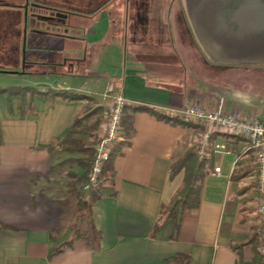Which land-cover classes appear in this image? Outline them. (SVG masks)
<instances>
[{"label":"crops","instance_id":"0c3cea01","mask_svg":"<svg viewBox=\"0 0 264 264\" xmlns=\"http://www.w3.org/2000/svg\"><path fill=\"white\" fill-rule=\"evenodd\" d=\"M102 3L96 17L91 0L69 3L72 24L87 29L74 47L89 59L85 69L30 75L37 83L27 86L85 94L102 109L92 121H101L109 104L101 95L114 83L130 103L117 143L121 152L106 180L87 191L89 170L80 161L86 156L67 152L64 140L90 100L36 95L32 111L20 114L18 98L0 96V264H166L178 255L189 264H255L254 245L244 244L259 227L257 168L248 142L236 135L213 132L200 206L182 214L179 230L171 222L155 227L187 176L183 170L172 177V167L198 145L192 141L199 131L167 117L197 105L264 124V82L245 78L261 65L211 61L179 5L176 14L162 9L146 18L137 10L125 21L122 2ZM180 53L194 69L184 67ZM213 70L225 76H208ZM84 128L76 138L88 139Z\"/></svg>","mask_w":264,"mask_h":264},{"label":"built area","instance_id":"2783aa9c","mask_svg":"<svg viewBox=\"0 0 264 264\" xmlns=\"http://www.w3.org/2000/svg\"><path fill=\"white\" fill-rule=\"evenodd\" d=\"M103 102H109L102 115L97 142L94 145V159L85 190L98 188L106 180V164L111 160L112 151L120 142L123 133V117L129 101L116 91V85H108L105 93L101 95ZM175 114H169L170 118ZM181 116L187 122H195L201 130L197 133V158L203 162L207 158L210 140L214 131L236 135L248 142V149L257 168V217L261 229V242L259 253L264 257V124L253 117L244 118L236 113H222L208 110L205 107L189 105ZM216 174L221 173V168L215 169Z\"/></svg>","mask_w":264,"mask_h":264},{"label":"trees","instance_id":"16d2710c","mask_svg":"<svg viewBox=\"0 0 264 264\" xmlns=\"http://www.w3.org/2000/svg\"><path fill=\"white\" fill-rule=\"evenodd\" d=\"M3 92H7L9 99L15 95L20 97V111L21 112H30L32 111V99L36 95H41L43 97L51 96L52 99H62L67 101H83L85 99H89L87 95L76 92L75 90H52L49 89L47 91H41L35 87L30 86H11L5 90L0 92V96ZM89 103L85 107L84 114L81 118L76 119L74 123L73 129L67 134L64 145H66L65 149L69 153H82L86 156L82 163H85L89 173L91 171L92 162L94 159V145L97 142V136L94 134L97 130L100 119H95L92 121L95 115L100 114L102 109L99 107L93 108L92 102L94 99L90 98ZM175 116L173 118L167 117L168 121H181L184 127L186 128H195L196 131H200L201 127L198 124H194L193 122H187L184 117ZM90 121V122H89ZM123 125H125V116L123 117ZM85 127L84 129L87 131L88 139H78L76 136L80 134V128ZM132 131L131 124L126 129V135H128ZM82 132V131H81ZM1 131H0V143H1ZM197 149L198 145L196 144L194 147L189 149L172 167V177L177 176L183 170L187 172V176L185 178L184 184L182 187L176 192L172 200L163 206L160 219L156 224V230H159L163 225L171 222L173 224L174 230L177 232L180 227V221L182 214L191 209H197L201 203V194H202V179L205 176L204 171V161L199 162L197 158ZM121 149L120 145H116V147L112 151L111 160L106 164L105 170H111L113 168V163L115 158L120 154ZM92 195L95 196V192H91ZM92 205H83L82 210H91ZM261 229L258 227L257 232L254 234L253 238L246 242L244 245L253 244L256 250L255 264H264V257L259 253V245L261 242ZM242 245V246H244ZM188 257L183 255H178L177 257L168 259L166 264H189Z\"/></svg>","mask_w":264,"mask_h":264},{"label":"rangeland","instance_id":"374dc122","mask_svg":"<svg viewBox=\"0 0 264 264\" xmlns=\"http://www.w3.org/2000/svg\"><path fill=\"white\" fill-rule=\"evenodd\" d=\"M145 2L144 4H141ZM31 3L35 2V0H31ZM70 2L72 0H40V3L43 6H49L51 8H60L65 12L71 11L72 7L70 6ZM162 9L164 11H162ZM137 10L141 11L143 15L147 18L149 15H153V12L162 11V14H166V11L173 12L174 14L178 11V4L171 2V1H152V0H128L123 2V13H124V20L126 21L128 18L126 16L127 13L129 14V20H132V16H134V12ZM1 13H4L3 11ZM72 17V16H71ZM74 19L73 17L68 20V23H73ZM125 30H126V23L124 24ZM129 28L128 32H132V23L129 24V27L127 26V29ZM31 28V25H29L27 30V39H26V50H25V58L26 62H34L36 63V66H27V69L29 72L32 73V75L36 77H41L43 75H48L51 77H59L58 72L61 70L67 71L68 69L73 68V72L75 74H80L81 71H83L87 65V62L89 59H86L85 53L81 50H75V46H81L82 41L78 40L76 38H72L76 36V33L74 31H65L64 29H61L60 27H52L50 25L43 26V31L39 32L38 34H35ZM129 34V33H128ZM70 37V38H69ZM189 40L186 41L187 44H189ZM181 55L177 56L178 59L181 61L185 60V66H187L188 69L193 68L195 66L194 64H191V60L189 56L185 55L184 53H180ZM89 58V57H88ZM183 63V62H182ZM23 65V64H22ZM189 66V67H188ZM262 68H259L261 72L256 73L252 76H248L245 78H249L254 81H262L264 82V66H260ZM15 68L13 66H4L0 64V92L2 90H5L11 86H27L29 83L35 82V79L33 77H29V75L24 77H18V76H12L8 75V73L15 71ZM211 74L215 76L224 77V73L220 70H213L209 71L208 76L212 77ZM82 75H86V73H82ZM84 77V76H83ZM240 76H232L228 77L229 79L237 80ZM85 81L87 78H85ZM37 81V80H36ZM76 81V80H75ZM75 81H73L75 83ZM83 83H86V87L92 88L91 90H94L95 87L93 86L94 82L93 80L88 79V81ZM96 81V79H95ZM72 82V83H73ZM78 82V81H76ZM37 83V82H35ZM79 83V82H78ZM40 90L45 89L43 87H39ZM43 91V90H42ZM9 94V93H8ZM7 92H3L1 96H6L8 101L11 102V100L15 97L18 98L19 105L18 110L20 114H25L26 112L20 111V97L13 95L10 99L8 97ZM93 103V102H92ZM94 104V103H93ZM29 112V111H28ZM30 113V112H29ZM1 131V126H0ZM194 133H196V129L193 128L192 130ZM2 132V131H1ZM194 144L197 142L196 137L192 141ZM66 167V166H65Z\"/></svg>","mask_w":264,"mask_h":264},{"label":"water","instance_id":"95a60500","mask_svg":"<svg viewBox=\"0 0 264 264\" xmlns=\"http://www.w3.org/2000/svg\"><path fill=\"white\" fill-rule=\"evenodd\" d=\"M185 7L192 31L211 61L264 66V0H185ZM57 17L67 19L68 14Z\"/></svg>","mask_w":264,"mask_h":264},{"label":"flooded vegetation","instance_id":"af4514ba","mask_svg":"<svg viewBox=\"0 0 264 264\" xmlns=\"http://www.w3.org/2000/svg\"><path fill=\"white\" fill-rule=\"evenodd\" d=\"M30 1L31 0H0V64L4 66H13L15 68V71L8 73V75L13 74V76H30L32 73L29 72L27 66H36V63L34 62L27 63L24 61L27 30L29 25H31V28H33L32 30L35 34L43 31L42 28L46 25L57 28L60 27L65 31H74L76 36L72 38H76L81 41H83L84 34L87 30L83 26H76L75 24L73 25L72 23H68V20L72 18L70 17V13L63 11L60 8L43 6L40 3V0H35L33 3ZM113 1L123 3L126 0ZM128 1L130 2V0ZM157 1H171L177 3L185 10V14L187 15L185 0ZM91 2L93 4L91 14L96 17L103 8L104 3H102L103 0H91ZM144 3L145 2L142 3L141 1V4ZM2 11L4 13H1ZM59 13L68 14V18H58L57 15ZM129 14L130 13L126 14L127 18L130 17ZM83 16L86 17V15Z\"/></svg>","mask_w":264,"mask_h":264}]
</instances>
